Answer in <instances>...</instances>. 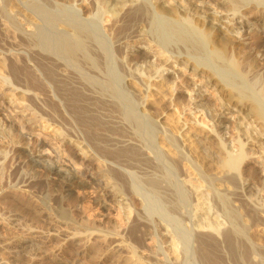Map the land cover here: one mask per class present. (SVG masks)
<instances>
[{
  "label": "bare ground",
  "instance_id": "bare-ground-1",
  "mask_svg": "<svg viewBox=\"0 0 264 264\" xmlns=\"http://www.w3.org/2000/svg\"><path fill=\"white\" fill-rule=\"evenodd\" d=\"M77 1H80V0H0V17L2 18V19H0V21L2 20V23L0 22V24H4L7 28H9L6 31H4V30L2 31V28H1V31H0V49L3 48L6 50H9V51H11V54L14 53L16 55H31L30 53H25L24 50L19 51L20 48L22 49L21 45L24 44L26 41H28L29 44L33 43L35 45H38L41 49H43V48L46 49V51H47V49L52 50L54 48L60 53V55L62 54V56H64V58H67V59L71 58V60H72L71 56L75 57V56L80 55V54L81 55L83 54V56L90 57L94 60H96V59L98 60L101 57L104 61L102 59H100V60H102L104 62L105 67L107 69H109L111 72H116L115 77H114L115 82L113 81L114 83L113 82H111V83H113V85H116L119 83L117 86L118 87L117 91H119L120 94H123L126 96V99H127L126 102L129 101L130 103L133 104L132 106L128 107V109L124 108L125 114H123V115L133 116V117H135V119H137V121L139 122L138 124H140V127H142V129L144 130L145 136L148 135L147 136L148 139L150 137L151 140L150 139L149 140H150L151 144H146L147 146L149 145L150 150H149V152H147L148 154L145 153L146 154L145 157L144 156L140 157V155H137L138 157L137 156L130 157L128 155V157H130L128 159H126L127 157L124 158L125 156L123 157L124 159H122V160H124V162H122L121 160L118 159L119 160L118 162L121 161L122 166L118 167L119 163H117L118 165L115 166L116 165V163H115L114 166L116 167L117 170L115 169L116 172H114V174L112 176L111 175L107 176V179H108L107 181L111 182V184H110L111 186L110 185L106 186L104 193H105V195L106 194L107 195L114 194V196H116L117 199H119L121 201H125V199H127L125 196L126 194H124L125 188L122 186L121 182H119L121 180V177L123 178V175H125V174H127L129 176L135 175L136 172L132 169L134 166L136 167V165L138 163H141V160H143V158H144V160L147 158L148 161H149V158H153V159H155V162L157 159L162 160L165 163V166L167 165V167H169L170 170H172L173 173L175 174V176H176L175 181L177 179L180 188H182L181 191L185 196V198L182 199L183 201H185L182 205L185 204L186 208H185V210H183L179 214L180 217L177 216V218L179 217L178 219L176 218L178 220V223H176V221H174L175 219L172 220V216H174V215H172L171 217L168 215V213H170V212L167 213V211H166L167 209L165 208L166 206H164V205L161 206L162 203H164V202H163V200L161 201V197H162L161 194L162 193H160L159 190L158 191L154 190V194L149 193V195L153 194V197L151 200V196L146 194V192L148 193L150 190H147L144 194L143 189L139 188L140 184H137L138 186H136V184L135 185L133 184V185L135 186V189L138 190L137 192L142 195V198L145 200V202L146 201L148 202L147 206L152 208V209L148 208V209H150V211L153 210V212L157 213L153 208L156 209V207H157V209L158 208L160 209L161 207H163L160 210L161 212H158V213L160 215L167 213V214H164L163 216H165V219L171 225H173V228H172V226L170 227V224H169V227L167 225H166V227H168L170 230L172 229L173 231L172 230L171 231L174 233H171V231L167 228H166V231L168 234H170V236L172 235V237L176 238L175 239L176 241L174 240L175 242L179 241V246L176 245L177 248H175L176 247L175 246L174 250L176 249L175 252L177 251V253H179L185 257V256H187V254H189L190 251H192V249H193L192 244H191L192 238L196 239L195 236L196 235L199 236V234H197L198 233L197 231L201 230V228H199L201 225H199L200 223L198 224L199 226L196 225L197 224L196 222H198L197 218L199 216L198 215L199 209L196 208L195 204L193 203L195 192H192V191L194 189L191 188L192 191L188 189V187L190 186V183H192L193 181L190 182L191 179H188L186 177L185 171L187 169L185 168L186 165H184L185 164L184 159L189 162V164L191 165L190 167H193V169L195 170V172L197 174L202 175L201 172L203 171V169L200 166L202 164L199 165V160H198L199 154L195 148V145H194L195 142H193L194 140H196V137H197V136L195 137L193 135V132L197 131L198 129L194 130V128H193L194 125H192L193 126L192 127V126H190V124L188 125V122H187L188 120L186 118L182 119V117H185L184 112L186 113L187 109H189V112H190V109H191V111L193 109L194 110L196 109L198 111H202V113H205L208 116V118L210 120H212L213 125L210 126V129H208L207 132H203V133L206 134V137L211 138V136H214V137L218 138L219 140H221V135H220L221 131L219 132L215 128L218 125V124L216 125L215 122L219 119L222 120V118H224V117H229V118L233 117V120L236 123L235 126L237 128V131L239 132L238 138L236 137L237 138V148H234V147H232V148L228 147L227 148L226 145H224L222 143L223 140L221 141L222 151H223L224 155L218 162V170H219V173L221 176H218V181H220V183H219L220 186L217 187L216 185H214V186H216L215 188H217V190L226 191L227 193L231 192L233 195H235V194L237 195V192H241L242 194L245 195L246 191H247L245 178H246V171L248 170V166H246L244 164V162H245V160H247V156H248L247 153L249 152V151H246V145H248V143H250V142L259 144V146H261L263 148V151L262 150L261 151L264 152V89H263V87L258 88L257 83L255 81L252 83L251 82L249 83L248 79H246L244 74L242 73V72H244V70L246 71V69L248 71H251V69L254 68L252 66H253V61H255V60H252L250 55L248 54L249 57L245 56L244 59L242 60V62H241L242 64H241L240 60L238 62V61L234 60L233 58L229 57L226 54L227 51L223 49L224 46H226V44L229 41L233 42V39H234V40L239 42L240 40L244 39V36H246V34L254 33L252 27L257 25L256 21L264 20V0H206V1L205 0H82L84 5L80 8L75 7L74 3ZM207 4H209V5H207ZM222 8H225V9H222ZM29 10H31V11H29ZM249 13H251L252 16H255L256 19L254 22H252L254 19H251V17H250L251 14H249ZM246 16L250 17V18H247ZM105 17H108L107 20L106 19L104 20ZM199 19L209 22V27L214 28L215 30L219 29V32H220V30L224 31L223 33H221V36L218 38V39H220V41L222 43L225 44V45L223 44L224 45L223 47L222 46L219 47L221 44H218L219 46H216L217 43H213V42H211V43H213L215 45L212 44L211 48L208 47V45L211 44L210 43L211 31H210V28L208 29L209 32L206 29L203 30L204 28L200 29L198 27L199 25H196L195 24L196 22L194 23V21H197V20L200 21ZM199 23H201V22H199ZM262 24H264V22L261 23V25ZM206 25H208V24H206ZM262 26H261V28H263ZM249 30H251V31L248 32ZM232 37H233V39H232ZM133 40H135L134 41V43H136L135 45H132L130 42ZM244 40H246V38ZM23 41H25V42L23 43ZM172 41L180 42L182 47L171 50L169 48V43ZM216 41L218 42V40H216ZM220 41H219V43H221ZM125 42H128V43H126L127 45L125 44ZM243 46H245V45H243ZM259 48H260L259 49L260 51L258 53L255 51L257 53L256 55L259 58H261V60H264V39L260 43ZM27 49H29V48H27ZM240 49H241V47H240ZM244 50H245V48H244ZM243 52H245V54H246V51H243ZM5 53H6V51H5ZM5 53L3 52V54H5ZM31 53H33V55H43L44 51L43 52H41V50L34 51V52L31 51ZM43 58H44V55H43ZM81 58H83V57H81ZM237 59H238V57H237ZM71 60H69V61H71ZM97 60H96V62H97ZM72 61L70 63H72ZM73 64H72V66H73V68L76 69V70L74 69L75 71L87 72L85 70V68L83 67L84 64L82 65L80 63V61L77 60ZM100 64L102 65L101 61H100ZM67 65H69L68 62H67ZM93 66L96 67L98 70H101L100 65L93 64ZM2 67H4V66H2ZM70 67H71V65H70ZM70 67H68V68H70ZM41 70H43V68ZM70 70L66 69V73L72 72ZM14 71H15V69H14ZM75 71H73V72H75ZM166 71L168 72L167 73L168 75L164 74V72H166ZM254 71L257 75L261 74L262 71L264 72V62L262 64L260 63L258 66H256V69ZM172 72H174V73L171 74ZM6 73H10L11 76H8V74L3 73L0 75V77L3 78V81L7 85L5 87L10 89L12 91V93H13V91H14V93L15 92L16 93L22 92L21 94H27V93L32 94L33 93L34 95L38 96V93L41 90L39 89V91H38L37 89L41 88V86L37 87L39 85L36 84L35 81L31 82L30 78H29L30 79L29 80L27 78L19 76L18 75L19 72L17 74H16V72H6ZM24 73H26V72H24ZM67 74H69V73H67ZM54 75H56V74H54ZM60 75H58V76H60ZM186 75H190V77L192 76L193 80L186 79L185 78ZM257 78H259V77H257ZM52 82H54V80ZM56 84H57V82H56ZM62 85H63V83H62ZM227 87H230L233 90V92L235 93V95L238 98L239 105L244 104L245 103L244 101L247 100V101H252V103L254 102L256 104V108L253 111L249 110L246 112L241 107L239 108L237 106H231V105L226 106V104L220 103L221 104L220 108L225 110L226 112L220 111L221 113H216L219 110L215 112V110L208 103L204 102L206 90H210L212 88L217 93V96H219V99H220L219 101H222L221 93L223 91H225L227 89ZM64 89H62V90H64ZM184 89H186V90H184ZM36 90L38 92H36ZM69 90L70 89H68L66 92H64L65 90L62 91L61 94H63L62 95L63 98L61 96L60 97L64 100L62 103L65 104V106H67L68 109H69V107H71V105L73 106L70 110L72 113L71 116L73 118V119L72 118L71 119L73 121H76L80 125V127L77 128L78 130L75 131V132H77V134H74L73 136H71V138H73V137L75 139L77 138V140L81 144H83L81 146L82 148L85 147L86 149L88 148L89 152L91 151V154H87L86 158H92V157H94L93 156L94 154L100 155V156L103 154L102 155V161L103 160L106 161L107 159L105 158V154L107 153L106 150H108L109 148L107 147L108 149H106L103 144L99 143V141L101 139H103L104 135H105L104 132L98 131V128L100 126V122H99L100 118L97 121V118L95 117V115H93L92 112L91 113L88 112V109L82 103H80V102H82L81 101L82 97H81V94L78 93L79 91L77 92V90H73V91H71V90L69 91ZM187 90L189 91L188 95L187 96L183 95L182 92L187 91ZM60 91H61V88H60ZM166 91H170L172 93L173 100H171V101H173V102H171V104L172 103L174 104L172 108L178 113L177 119L175 118L176 120L171 119L172 116L169 115L168 112H167L168 113L167 114L166 112L162 111V109L159 108L160 107L159 105H157V106H159L157 108L158 111L156 110L157 113L159 112L158 117L156 116V118H155L154 117L155 115L153 116V113H151V111L149 110L151 104L155 103L156 100L159 101L158 100L159 98L162 99L161 98L162 96L165 97V95L167 93ZM80 93H81V91H80ZM158 94H160L161 97ZM168 94H170V93H168ZM0 95H1L0 96L1 97L0 98V114H2L0 117V121H1L2 127L3 126H4V128H5V126L8 127L7 130L9 129V131L10 130L13 131L14 129H17V127L18 128L21 127V129H20L21 133L25 134L26 132L24 130L27 127V122H28L27 119L25 117H21L18 114L8 116L5 113L6 115H4L3 109H6V108L9 109V107H11V105L8 106L9 103L4 100L2 91L0 92ZM27 96H28V94H27ZM124 101H125V99H124ZM71 102H72V104H70ZM122 107H126V104H125V106L123 105ZM165 107H167V106H165ZM13 111H14V109L10 108L9 114H12ZM43 112H42V114H43ZM189 112H188V114H189ZM228 112H232V113L228 115ZM185 115H187V114H185ZM191 115L193 116L195 114L192 113ZM55 116H57V115H55ZM173 116H175V115H173ZM192 116H191V118H192ZM133 117H131V118H133ZM193 117L195 118V116H193ZM128 119H130V118H128ZM128 119L125 118L124 120H128ZM54 122H56V119H55V121H52V123H54ZM107 122H109V121H107ZM259 123H262V125L260 126ZM57 124H59V123H57ZM136 124H137V122H135V126H136ZM203 125H205V123ZM101 127H103V126H101ZM138 127H139V125H138ZM205 127H208V125ZM30 128H31V126H30ZM199 132H201V131H199ZM9 134H10V132H9ZM58 134L60 136L59 139H63L66 137V134H69V133L61 130L60 133H58ZM111 135L114 139L115 138L116 139H122V137H124V135H125V132H120V131L116 132V130H115V132H112ZM37 136L40 137L41 133H38ZM27 141H28V139H27ZM29 142L30 141H28V143ZM215 142H217V141H215ZM226 143H227V141H226ZM221 144H220V146H221ZM198 147H200V146H198ZM26 148L29 149L28 146H26ZM173 148L178 152V154L175 152V150L173 151ZM4 150H5V147H4ZM143 150H145V149H143ZM37 151L39 153H42L43 151H47L50 154L55 153L58 155L57 158H55L50 164V165H52V168H51L52 170H57V169H60L63 167L66 168L70 165H72L73 167L74 166L77 167L76 165H80V167L89 166L88 159L83 160V161L82 160L79 161L76 158V155L72 152V150L69 149V147L68 148L64 147L58 141H52V140H46V139L41 140L40 139L39 143L37 145ZM108 151H110V150H108ZM256 151H258V150L256 149ZM256 151H255V153H256ZM219 152H220V150H219ZM61 153H63V156L61 155ZM175 153L178 156H176ZM118 155H119V152H118ZM132 155H135V154H132ZM116 157H119V156H116ZM116 157H113V159H115ZM175 157H177V158H175ZM260 157H262V163H263V167H264V155H260ZM111 158H109V159H111ZM119 158L121 159L122 157H119ZM115 161H117V160H115ZM248 161H249V159H248ZM188 162H187V164H188ZM201 162H203V161H201ZM151 163H152V159H151ZM156 163L160 165V162H156ZM169 168L167 169L168 172H169ZM23 169H24V167H23ZM207 169H208V167H207ZM251 170H253V169L251 168ZM76 171H81V169L76 168ZM1 175H2V173H1ZM1 175H0V183L3 185L2 181L4 182V180H2V179H5V178H2L3 175L2 176ZM22 175L19 174L20 179L18 177L17 178L19 180H22L21 183L23 185H25L26 188H28V186H31V187L35 186V184H33V186H32L33 180L30 176H29L30 178H28V175L27 176H22ZM25 175H26V173H25ZM169 175L171 176L170 173H169ZM193 175L195 176L194 173H193ZM216 175H217V172H216ZM136 176L138 177V174ZM172 176H173V174H172ZM202 176H204V175H202ZM261 177H262V175H261ZM133 179H135V178H133ZM17 180H16V182H17ZM173 180H174V178H173ZM216 180H217V178H216ZM141 181L142 180H139V182H141ZM35 182H36V180H35ZM213 182H214V180H213ZM263 183H264V179H263ZM17 184H19V183H17ZM257 184H258V181H257ZM23 185L21 188H23ZM20 186H21V184H19V187ZM196 186L198 187V185H196ZM150 187H153V186H150ZM191 187H192V184H191ZM261 187H263V186H261ZM153 188L157 189L155 187H153ZM177 189H179V187ZM197 189H200V188H197ZM263 189L260 188V189L256 190V192H254L255 194H253V196L255 195L258 198L259 203L261 201V199L259 198V195H261V194H259V193H261V191H263ZM140 190H141V192H139ZM210 190H213L212 187L210 188ZM182 193H180V195ZM192 193H193V195H192ZM205 193H203V194H205ZM216 193H217V191H216ZM220 194H221V192H220ZM248 194H249V192H248ZM201 195H202V193H201ZM212 196H214V192H213ZM247 196H250V195H247ZM181 198H183V196ZM236 199H234V200H236ZM225 200H223V201H225ZM243 200H244V198H243ZM150 201L155 203V207L152 206L154 204L153 203L151 204ZM208 202H210V201L208 200ZM231 202H232V200H231ZM225 203H226V201H225ZM213 204H215V203H213ZM238 204H240V203H238ZM236 205H237V203H236ZM244 205L247 206L246 202ZM260 205L261 206L263 205L262 202ZM199 206H200V204H199ZM240 206H241V204H240ZM187 207H190V208L188 209ZM215 207H216V205H215ZM215 207L211 208V210L209 209V211H208V213L211 215L215 214L214 216H212V218L214 220H216V222L210 221L211 224H213L212 226H214L215 229L214 230H213V228L209 229L210 227H208V229H207V226H205V228L202 226L203 230L206 231V234L209 237L208 239H210V241H211V246H210L211 252L209 249V252L207 253V254L210 253L209 254L210 258L207 257V258H209L208 263L209 264H230L228 260L234 259V261H235L238 259L239 262L237 261L238 263L236 262V264H264V245L258 243L259 242V241H257L258 237L257 238L255 237L256 241H257L256 242L254 239V235L253 236L251 235L252 229H254L252 226H254V225L251 226V224L247 222L249 218L247 220L245 218L243 221H239L238 220L239 218H237V220L239 222H242L241 226L243 229H245V231H244L243 236L242 235L241 236L236 235L234 237L233 233L235 232L234 231L235 227H234L233 221L235 222L236 217H234L235 219L233 220V218H231V216H230V218L228 217L229 215L227 214V212L221 210L222 212H224V213H222L221 211H218L221 208L218 209ZM217 207H218V205H217ZM226 207H227V205H226ZM255 207H257V206H254V209H255ZM214 208H215V210H214ZM234 208H235V206H234ZM244 209H243V211H244ZM257 209H259V208L257 207ZM204 211H205V209H204ZM261 211L264 213V207H262ZM233 212H234V210H233ZM239 212H240V210H239ZM241 212H242V210H241ZM44 214H47L46 218H48L49 211L45 210ZM257 215H259V214H257ZM255 217L257 220L259 219L258 218L259 216L257 217L255 215ZM137 218H135V219L137 220ZM13 219H15L16 222H17V220H19L18 217H14ZM218 219H220L219 221H221V220H223V221L225 220V221L223 223H220L218 221ZM256 219H254V220H256ZM166 220H164V221H166ZM202 220H203V218H202ZM254 220H253V222H254ZM167 221H166V223H168ZM205 222H206V220H205ZM132 223H135V222H132ZM174 223H176V225ZM259 223H261L264 227V221L263 222L259 221ZM181 224H185L188 228H190L189 229V231H190L189 237L186 238L183 236L185 234L183 231H181V228H180L182 226ZM209 224L210 223H208V226H209ZM14 225L15 224H12V226H14ZM183 227H184V225L182 226V228ZM187 227H184V228H187ZM237 228H239V227L237 226ZM237 228H236V230H237ZM138 229L139 228H137V230ZM198 229H200V230H198ZM261 229H263V228H261ZM133 230H134V228H133ZM137 230H135V232ZM182 230H184V229H182ZM238 230H241V229H238ZM163 231H164V229H163ZM184 231H187V230H184ZM241 231H243V230H241ZM127 232H128V230H127ZM181 232L183 233V235L181 234ZM186 233L188 234V232H186ZM255 233H253V234H255ZM130 234H131V232H130ZM35 236L36 235L34 234V235H29V237H20L19 239L17 238V240L15 239L16 241L7 240V239L0 237V249L6 250V251H9V250L15 251L16 250V257H18L17 251H19V253L21 254V251L29 249L30 246H32L31 245L32 242L35 241V239H34ZM130 236H131V238H133V241L135 240L138 242L137 243L138 245L142 244V242H143L142 237L135 234L134 232H132V234ZM195 241L193 243L194 245H196ZM159 242H161V244L158 243L157 251H159L161 249L160 250L161 252L160 251L159 252L166 255V252H164L165 250H162L163 249L162 248L163 247L162 241H159ZM143 245H144V243H143ZM197 245H198V243H197ZM118 246L120 247V245H118ZM220 246L224 247L229 252L228 260L226 261L227 263H222V261H221L220 256H222L223 254L220 255L218 252V251H221L219 248ZM193 247H195V246H193ZM196 247H198V246H196ZM140 251H143V250L140 249ZM199 252H201V251H199ZM193 253H191V254H193ZM23 254H25V252ZM183 256H181V257L178 256L177 259L179 260V257H180L182 260H187V259L182 258ZM166 259H168V261H169V259H171V258H167V256H166ZM166 259H164V261H166ZM182 260H180L179 262L181 263ZM225 260H226V258H225ZM186 262L187 261H185L183 263H186ZM175 263H177V260L175 261Z\"/></svg>",
  "mask_w": 264,
  "mask_h": 264
},
{
  "label": "rangeland",
  "instance_id": "rangeland-1",
  "mask_svg": "<svg viewBox=\"0 0 264 264\" xmlns=\"http://www.w3.org/2000/svg\"><path fill=\"white\" fill-rule=\"evenodd\" d=\"M82 3L83 1L80 0V1L75 2L74 4H75V7L80 8L84 5V3L83 4ZM222 9H225V8H222ZM250 17L251 19H254L252 21L254 22L256 19L255 16H252L251 14ZM250 17H247V18H250ZM107 18L108 17H105L104 20L105 19L107 20ZM0 19L2 18L0 17ZM199 20L200 21L197 20L198 22L194 21V23L196 22L195 24L199 25L198 27L200 29L204 28L203 30L206 29L208 31V29L210 28V31H211L210 38L212 40V41L210 40V43L211 42L217 43L216 46H219L218 44H221L219 47L221 46L223 47L225 44L222 43L220 39L218 38L221 36V33H223L224 31L220 30L219 32V29L215 30L214 28L209 27V22L201 20V19ZM0 22L2 23V20ZM263 22L264 20L256 21L257 25L252 27L254 33L246 34V36H244V39L246 38V40L243 39L238 42L234 40L232 37L233 42L229 41L228 42L229 44L227 43L223 49L227 51L226 54L229 57L233 58L234 60L238 62L240 60V63L242 62L244 57L248 56L249 54L251 59L255 60L253 61V66H252L254 68L251 69V71H248L246 69V71L244 70V72L242 73L244 74L245 78L248 79L249 83L250 82L252 83L255 81L257 83L258 88L263 87L264 89V72L262 71L261 74L257 75L254 71L256 69V66L264 62V60H261V58H259L256 55L260 51L259 45L264 39V24H262L263 26L261 25V23ZM261 26L263 28H261ZM1 28H2V31L3 30L6 31L7 29H9L4 24H0V31H1ZM250 31L251 30H249L248 32ZM216 40H218V42ZM134 41L135 40L130 41L132 45L136 44L134 43ZM219 41L221 43H219ZM24 42L25 41H23V43ZM126 43L128 42H125V44ZM170 43H169V48L171 50L182 47L180 42L172 41ZM213 43L209 44L208 47L211 48ZM243 45H245L246 47ZM21 46H22V49L20 48L19 51L24 50L25 53H30L31 55H16L14 53H12L13 54L12 55L11 51L3 49V48L0 49V58L3 60L2 61L0 59V75L5 73V74H8V76H11L10 73H6V72H16V74L19 72L18 74L19 76L27 78V79L30 78L31 82L35 81V83L39 85L37 87L41 86L42 89L41 88L37 89L38 91L39 89L41 90L39 91L38 96L34 95L33 93L32 94L27 93L28 96L27 94H21L22 92L14 93L13 91L12 93L10 89L5 87L7 85L3 81V78L0 77V92L2 91L4 100L9 103L8 106L11 105L9 109L10 108L14 109L12 114H9V109L7 108L3 109L4 115L7 114L8 116H10V115L18 114L21 117H25L28 121L27 127L24 130L26 132L25 134L21 133L20 131L21 127L19 128L17 127V129H14L13 131L11 130L9 131V129L7 130L8 127L6 126L5 128L4 126L2 127L1 121H0V168H1L0 175L2 173L3 175L2 178H5V179H2L4 180V182L2 181L3 185L0 183V237L7 239V240H11V241H16L17 238L19 239L20 237H29V235H34V234L36 236L34 238L35 241L32 242L31 244L32 246H30L29 249L21 251V254L19 253V251H17L18 257H16V250L6 251L3 249H0V264H165V263L166 264H169V263L170 264H178V263L179 264H195V263L196 264H209L208 260L210 258V255H209L210 253L209 254L207 253L209 252V249L211 252V247H210L211 241L210 239H208L209 237L206 234V231L203 230V227L205 228V226H207V229L208 227H210L209 229H212V228L213 230L215 229L214 226H212L213 224H211V222L213 221L216 222V220L212 218V216H214L215 214L211 215L208 213L209 209L211 210V208L215 207V205H216L215 208H218V209L221 208L218 211L222 210V211L227 212V214L229 215L228 216L229 218L231 216V218H233L234 220L235 219L234 217H236L235 219L236 223L233 221L234 227H235V230H234L235 232L233 233L234 237L236 235L243 236L245 229L242 228L241 226L242 222H239V221H243L245 218L247 220L249 218L247 222L250 223L251 226L254 225L252 226L254 228L252 229V232L253 233L256 232L255 234L251 232V235L252 236L254 235L255 241H256V238L258 237L257 238V241H259L258 243L264 245V227L261 223H259V221H262V222L264 221L263 219L264 213L261 211L262 207H264L263 206L264 205V192H263L264 191L263 189L264 188V185H263L264 184L263 183L264 167L262 163V157H260V155H264V152H262L263 148L259 146V144H256L253 142H250L248 143V145H246V151H249L247 153L248 154L247 160H245L244 162V164L248 166V170L246 171V178H245V183L247 186V189H246L247 191L245 194L246 196L242 194L241 192H237V195L236 194L233 195L231 192L227 193L226 191H220V190H217V188H215L216 186L217 187L220 186L219 185L220 181H218V176H221V175L218 170V162L224 155L222 151L221 141L223 140L222 143L226 145L227 148L228 147L237 148V138L239 136V132L237 131V128L235 126L236 123L233 120V117L232 118L224 117L222 118L223 121L219 119L215 122L216 125L218 124L215 128L219 132L221 131V134H220L221 140H219L218 138L214 136H211V138L206 137V134L203 133V132H207L208 129H210V126H212L213 124H212V120H210L205 113H202V111H198L196 109L195 110L193 109L191 111L190 109V112H189V109H187L186 110L187 112L186 113L184 112L185 117L181 116L182 119L186 118L188 120L187 121L188 125L189 124L190 126L194 125V127L192 126L194 130L198 129L197 131L193 132V135L195 137L197 136L196 140H194L193 142H195L194 145L199 154V158H198L199 165L202 164L200 165L201 168L203 169L201 173L202 175L207 176V177L206 176L204 177L201 174L200 175L197 174L195 170L193 169V167H190L191 165L189 164V162L184 159V163H185L184 165H186L185 168L187 169L185 171L186 177L188 179H191L190 182L193 181L192 183H190V186L188 187V189L189 190H191V188L194 189L193 191L191 190L192 192H195L193 203L195 204V207L199 209V213H198L199 216L197 218L198 222H196L197 223L196 225H198L199 223H200L199 225H201L199 227L201 228V230L198 229L200 231H197L198 232L197 234H199V236L196 235L195 236L196 239L192 238L191 244H192L193 249L192 251L189 252L190 255L187 254V256L184 257L183 255L177 253V251L175 252L176 249L174 250V247L176 245L179 246V241L175 242L176 238L172 237V235L170 236V234L167 233L166 228L169 229L168 227L170 223L165 219V216L163 215L170 212L171 214L168 213V215L170 217L174 215L172 216V220L175 219L174 221L178 223L177 219L180 217L179 214L186 208L185 204L182 205L185 202L182 200L185 198V196L181 191L182 188H180L177 179L175 181V178H176L175 174L173 173L172 170H170L169 167H167V165L165 166V163L162 160H158V159H157L158 161L156 160V162H160V165H159L155 162V159L153 158H149V161L147 160V158L145 160L143 158V160H141V163L137 162L138 166L136 165V167L134 166L132 169L136 172L135 175L129 176L125 174L123 175V178L121 177V180L119 182H121L122 186L125 188L124 194H126L125 196L127 198L125 199V201H121L117 199L116 196H114V194L105 195L104 193L105 187L111 184L110 181L109 182L107 181L108 180L107 176H110V175L112 176L114 172H116L117 169L115 166L118 165L117 163H119L118 165L119 167V166H122L121 161L124 162V160L122 159L126 157H127L126 159L133 157V156H137V155H140V157L142 156L145 157L146 155L145 153L149 152L150 150L149 145L147 146L146 144H151L150 137H149L150 139L149 140L147 138L148 135L145 136L144 130L142 129V127H140V124H138L139 122L137 121V119H135V117L133 116L123 115L125 114V109H128V107L132 106L133 104L130 103L129 101L126 102L127 100L126 96L123 94H120V92L117 91L118 90L117 86L119 83L116 85H113V83L115 82L114 77H115L116 72H111L109 69H107L104 65V62H103L104 60L101 57L100 58L98 57L99 58L98 60L96 59L98 62L97 63L96 60L90 57L83 56V54L82 55L80 54L75 57L71 56L73 60L72 61L71 58L70 59L64 58V56H62V54L60 55V53L54 48L52 50L47 49L46 51V49L44 48L41 49L38 45H35L33 43L29 44L28 41H26ZM243 47L245 48V50ZM38 50H41V52L44 51V54H43L44 58H43V55H33V53H31V51L34 52ZM5 51L7 54L5 53ZM243 51H246V54ZM3 52L5 54H3ZM80 56L83 58H81ZM100 59H102L103 61ZM69 60H71L72 63H70L71 61ZM77 60L80 61L82 65L84 64L83 67L85 68L87 72L75 71L76 69L73 68L72 64L76 62ZM100 61L102 65L100 64ZM67 62L69 63V65H67ZM93 64L100 65L101 70H98L96 67H94L95 65L93 66ZM70 65L72 68L70 67ZM2 66H4L5 68ZM39 67L41 69L43 68V70H41ZM13 68L15 69V71ZM66 69L67 70L71 69L70 71L72 72H67L69 73L67 74ZM167 73H168L167 71L164 72L165 75H168ZM173 73L174 72H172L171 74ZM185 78L188 80L190 79L193 80L192 76L190 77V75H186ZM53 80L54 82H52ZM60 88H61V91H60ZM62 89H64L65 91ZM68 89H70L71 91L73 90H77V92L79 91L78 93L81 94V97H82L81 98L82 102L80 103H82L88 109V112L90 113L92 112L93 115H95V117L97 118V121L100 118L99 119L100 126L98 128V131L104 132L106 136L104 135V138L101 139L99 143L103 144L106 149L109 148L108 150H110L108 151L105 149L107 152L105 154V158L107 159L106 160L107 162L104 160L102 161L103 154L100 156V155H96L93 153L94 157L86 158L87 154H91V151L89 152L88 148L87 149L85 147L82 148L81 146L83 144H81L77 140V138L76 139L74 137L71 138V136H73L74 134H77V132L75 131L78 130L77 128H79L80 125L76 121L72 120L73 118L71 116L72 113L70 110L73 106L71 105V107H69L68 109V107L62 103L64 100L62 99L63 94L61 93L62 91L66 92ZM230 89H231L230 87H227V89L221 93L222 101H219L220 100L219 96H217V93L212 88L210 90H206L204 102L208 103L215 110V112L219 110L216 113H221L223 111L226 112L225 110L220 108L222 103L226 104V106L231 105V106H237L239 108L241 107L246 112L249 110L253 111L256 108V104L254 102L252 103V101H247V100L244 101L245 102L244 104L239 105L237 96L235 95L233 90L232 89L230 90ZM37 90L36 92H38ZM166 92H165L166 93L165 97L164 96L161 97V95L158 94L162 99L159 98L158 99L159 101L156 100L155 103L151 104L152 106L150 105L149 110L151 111V113H153V116L155 115L154 117L156 118V116L158 117V113H159V112L157 113L158 111L157 108L160 106L159 108L162 109V111L166 113L168 112L169 115L172 116L171 119L173 120L175 118L177 119L178 113L172 108L174 104L173 103L171 104V102H173L171 101L173 100L172 93L170 91H166ZM182 93L183 95L187 96L189 91L187 90ZM70 104H72V102ZM125 104L127 108L122 107L123 105L125 106ZM192 113L195 114L193 115L195 116V118L191 115ZM231 113L232 112H228V115ZM1 115L2 114H0V117ZM127 117L130 119H128ZM54 118L56 119V122L59 124H57L56 122L52 123V121H55ZM125 118L131 121L129 122L128 120H124ZM133 120L137 122L136 126ZM204 123L205 125H203ZM138 125L140 128L138 127ZM207 125L208 127H205ZM259 125L261 126L262 123H259ZM61 130L69 133V134H66V137L63 139H59L60 136L58 133H60ZM115 130L116 132L117 131L125 132L124 137H122L124 141L122 139H116V138L114 139L112 137L111 134L112 132H115ZM8 131L10 132V134ZM38 133H41L40 137L37 136ZM26 138L28 139V141H30L29 143ZM40 139L58 141L64 147L66 148L69 147V149L72 150V152L76 155V158L79 161L88 159L89 166L80 167V165H76L77 167L75 166L73 167L72 165H70L66 168L63 167L57 170H52L51 169L52 165L50 164L55 158H57L58 155L55 153L50 154L47 151H43L42 153H39L37 151V145ZM26 146H28L29 149H27ZM4 147H5V150H4ZM143 149L145 150L147 149V150L145 151ZM256 149L258 151H256ZM174 150L175 149L173 148V151ZM118 152H119V155H118ZM175 152L178 154L176 150ZM176 153L175 155L178 156ZM132 154H135V155H132ZM61 155L63 156V153H61ZM128 155L130 157H128ZM107 156L109 158L111 157L112 158L109 159ZM116 156H119L122 158L120 159L119 157H116ZM113 157H116V158L113 159ZM118 159L121 161L118 162L119 161ZM151 159H152L153 164L151 163ZM200 160L203 162H201ZM186 161L188 162V164ZM207 167L209 170L207 169ZM250 167L253 170H251ZM76 168L81 169L82 172L76 171ZM168 168H169V172L167 170ZM216 172H217V175H216ZM18 173L21 175L23 174L22 176L28 175V178L31 177L33 180V181L31 180L33 182L32 186L33 184H35V186L33 187L28 186V188H26V186L21 183L22 180H19L20 177ZM169 173L171 174V176L169 175ZM193 173L195 174V176L193 175ZM137 174L139 178L141 177L140 179L136 176ZM139 180H142V181L139 182ZM257 181H258V184H257ZM17 183L21 184V186L19 187V184ZM133 184L134 185L136 184V186H138L137 184H140L139 188L143 189L144 194L147 190H150L148 193L146 192V194L148 195L149 193L154 194V190L155 191L159 190L160 193H162L161 201L163 200L164 202L162 203L161 206L163 205L166 206L165 208L167 209L166 210L167 213H164L161 215L158 213V212H161L160 210L163 207H161L160 209L158 208L159 210L157 209V207L156 209L153 208L157 213L153 212V210L150 211V209L152 208L147 206L148 202L147 201L145 202V200L142 198V195L137 192L138 190L135 189V186ZM191 184H192V187H191ZM22 185H23V188H21ZM196 185H198V187ZM150 186H153L157 189H154L153 187H150ZM178 187L179 189H177ZM209 187L210 188L212 187L213 190L215 189L218 194L216 193L215 190L214 191L210 190ZM197 188H200V189H197ZM260 188H262L263 191L259 193L261 194L259 195V198L261 199L259 203L258 198L255 195L253 196V194H255L254 192H256V190ZM139 192H141V190ZM213 192H214V196H212ZM180 193H182L183 195L182 194L180 195ZM201 193L203 196L201 195ZM153 194L149 195L151 196V200H152ZM247 195H250V196H247ZM182 196L183 198H181ZM206 198L210 202H208ZM222 199L223 200L226 199L225 200L226 203ZM245 202L247 206L244 205ZM261 202L263 204L262 206L260 205ZM152 203L153 202H151V204ZM238 203H240L241 206L242 205L243 206L241 207L240 204ZM153 204L154 205L152 206L155 207V203ZM232 204L235 206V208ZM254 206H257L259 209H257V207H255L254 209ZM187 208L189 209L190 207H187ZM45 210L49 211L48 218H46L47 214H44ZM43 215L44 216L46 215V216L44 217ZM255 215L257 217L259 216L258 220L256 219ZM177 216L179 217L177 218ZM14 217H18L19 220H17L16 222V220L13 219ZM135 218H137L138 221ZM237 218H239L238 219L239 221L237 220ZM164 220H166L168 223H166V221ZM219 220L220 219H218V221ZM253 220L255 223L253 222ZM224 221L221 220L219 222L223 223ZM132 222H135L136 224ZM176 223L174 224L176 225ZM208 223H210L209 226H208ZM12 224H15V225L12 226ZM166 225L168 227H166ZM181 225L182 226L184 225V227H187L185 224H181ZM171 226L173 228V225L170 224V227ZM182 226L180 228H181V231H183L185 235H183L182 232L181 234L186 238L189 237L190 228L188 227L182 228ZM237 226L239 228H237ZM137 228H139L140 230L139 229L137 230ZM162 228L164 229V231ZM182 229L187 230V231H184ZM238 229H241L243 231L238 230ZM135 230L137 231L135 232ZM172 231L171 233H174ZM130 232L131 234L132 232H134L135 234L142 237L143 242L141 245H138L137 241L135 240L133 241V238H131L130 236L131 235ZM186 232H188V234ZM172 240L173 241L175 240V241L173 242ZM159 241H162V245H163L162 250H165L164 252H166V255L160 253L161 249L160 250L158 249L160 252L157 251L158 243L161 244V242ZM194 241L196 242L195 243L196 245L193 244ZM118 245H120L121 248ZM177 246L175 248H177ZM219 248L221 250V251H218L219 254L220 255L223 254L222 256H220L222 263H227L226 261L228 260V256H229L228 250L222 246H220ZM140 249H142L143 251H140ZM24 252L25 254H23ZM166 256L167 258H171V259H169L168 261V259H166ZM178 256L180 257L183 256L182 258L187 259V260H182L180 257L178 260L177 259ZM164 259H166V261H164ZM176 260H177V263H175ZM180 260H182L181 263L179 262ZM185 261L187 262L183 263ZM228 261L230 264L231 263L233 264L234 262H235L234 264H236L237 261L239 262L238 259L235 261L234 259H231Z\"/></svg>",
  "mask_w": 264,
  "mask_h": 264
}]
</instances>
